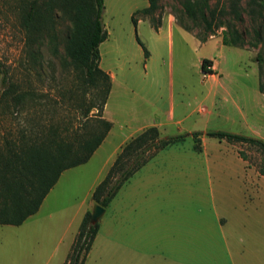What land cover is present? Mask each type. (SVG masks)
I'll list each match as a JSON object with an SVG mask.
<instances>
[{
  "label": "rangeland",
  "instance_id": "1",
  "mask_svg": "<svg viewBox=\"0 0 264 264\" xmlns=\"http://www.w3.org/2000/svg\"><path fill=\"white\" fill-rule=\"evenodd\" d=\"M25 1L0 0V157L11 149L28 147L36 139L40 142L45 138L47 143L57 126L66 140L72 141L99 128L103 114L94 108L89 123L78 125L85 108L99 104L96 91L83 88L78 73L65 64L63 46L55 54L47 38L41 41L36 38L34 44L28 42L22 26ZM104 1L102 21L109 36L99 48L100 67L114 74L113 101H121L123 96L118 92L121 85L143 96L145 101L138 97L137 100L144 102L145 109H150L146 101H151L163 124L159 128L162 136L224 131L264 141V95L259 91L255 61L259 52L264 54L262 0H207L206 16L212 22V32L206 30L199 16L189 17L183 7L184 0H159L156 16L161 29L158 30L141 15L135 16L141 23H133V14L147 7L148 0ZM167 18L174 20L172 38L168 37ZM68 26L69 21L62 18L58 26L62 41ZM232 29L246 43L257 40L259 31L261 44L258 48L225 46L220 51L221 38ZM204 59L220 62L217 76L221 77L220 84L207 79V74L202 72ZM23 93L27 97L21 104L18 98ZM77 98L85 102L81 109L73 103ZM170 106L174 107L177 118H184L181 123H168L166 114ZM127 132L117 129V137L110 140L112 144H106L88 163L64 172L39 211L22 225H0V264H64L85 211L92 203L93 192L109 168L107 157ZM192 145L201 154L205 146L209 161L212 160L209 165L193 162L198 156L193 153ZM200 145L201 150H196L195 140L188 137L178 159L169 155L159 160L185 161L182 165L175 162L164 167L169 180L166 232L170 239L158 245L154 233L153 242L147 245L151 257L144 258L138 252L132 259L127 221L117 219L114 230L112 202L100 220L103 230L96 237L85 264H207L209 246L195 247L190 234L196 225L211 220L208 209L203 215L196 212L198 206L210 204L209 181L217 192L220 210L224 198L219 193H231L232 205L237 206L240 200L234 193L264 190V179L257 177L258 169L264 168V154L252 145L231 144L207 136L201 137ZM239 151L245 153L246 162L238 157ZM172 177L178 178L177 187L173 186ZM197 188L208 194L201 202L195 194ZM176 189L178 195L174 194ZM88 211L92 213L93 208ZM182 238L186 241L184 245ZM141 248L137 246L138 250ZM251 249L254 251L255 247ZM216 251L224 255L220 243ZM246 256L252 257L251 251Z\"/></svg>",
  "mask_w": 264,
  "mask_h": 264
},
{
  "label": "trees",
  "instance_id": "2",
  "mask_svg": "<svg viewBox=\"0 0 264 264\" xmlns=\"http://www.w3.org/2000/svg\"><path fill=\"white\" fill-rule=\"evenodd\" d=\"M104 2V0H27L22 14V26L28 35V42L34 44L36 38L39 41L47 38L53 44L55 54H59V47L63 46L65 64L72 66L78 73L83 88L96 91L99 104L92 103L85 108L78 118L80 126L88 124L92 119L90 116L92 109L97 108L98 113H103L112 89L111 76L100 67L99 48L109 36L102 21ZM148 2V7L133 14V23L137 25L139 19L135 16L141 15L158 30L161 27V21L156 16L160 9L159 0ZM262 2L264 5V0ZM183 7L190 18L195 19L199 16L206 30L212 32V22L206 16L209 9L207 0L197 2L184 0ZM62 18L69 21L64 41L58 34ZM185 29L189 31V28ZM256 37L257 40L246 43L240 33L232 29L230 33L223 35L222 43L237 48H245L246 45L249 48H258L262 41L259 31ZM138 42L143 47L139 39ZM148 54V51H145V55ZM255 61L259 70V91L264 95V54L259 52ZM212 64L211 60L204 59L201 64L202 72L213 74ZM26 97L27 94L23 93L18 102L21 101L22 104ZM73 103L79 109L85 104L80 98L74 99ZM98 124L99 128L96 127L93 132L78 135L72 141L66 140L57 126L52 130L54 136L51 139L47 138V143L45 138L40 142L36 139L30 146H22L17 151L11 149L8 154L0 157V225H22L39 211L64 171L86 164L91 159L112 129V123L103 118L99 119ZM202 136L231 144L252 145L264 154V141L261 139L224 131L205 133L196 131L162 136L160 130L152 126L123 147L105 178L95 188L92 200L95 204L107 208L124 184L160 151L183 142L188 137L195 140V149L200 151ZM238 155L247 161L243 151H239ZM258 173L264 176V168L260 167ZM99 229V222L92 224L91 212H87L64 264H85Z\"/></svg>",
  "mask_w": 264,
  "mask_h": 264
},
{
  "label": "crops",
  "instance_id": "3",
  "mask_svg": "<svg viewBox=\"0 0 264 264\" xmlns=\"http://www.w3.org/2000/svg\"><path fill=\"white\" fill-rule=\"evenodd\" d=\"M148 6L149 2L147 7ZM141 21L142 20L138 21V25L141 23ZM167 24L168 37L172 38L174 20H170V18H167ZM212 38H209V40ZM225 46L226 45H223L221 38L219 45L220 51H223V48ZM211 61L213 63L211 68L213 74H207V79L211 78L217 84H220L221 77H217L220 62L216 60ZM106 72L112 78V89L108 101L104 107L102 118L112 123V129L110 130L100 147L93 154L91 159L95 155H97L99 150L103 149L106 144H112V141L110 140L117 137V129L128 131L127 134L122 138L120 144L115 146L112 154L107 157L106 163L109 167L106 172L107 175L109 169L111 168L117 156L120 154L127 142L139 135L145 129L152 126H156L159 129L163 124L161 122L158 111L155 108V105L151 101H146L150 104V109H145L144 105H142V103L144 102L139 103L137 97L144 101L145 98L138 95V93L134 90L128 89L124 85H121L118 91L120 95L123 96L121 97L118 95L122 98L121 101H113L112 98H114L113 95L115 91L114 74L110 71ZM151 109H155L156 111H152ZM149 110L150 114H147ZM239 112L243 116V111L241 110ZM166 116L168 123L175 122L178 124L181 123L184 119L181 118V116H178V118L176 117L173 106H170ZM183 142L173 144L160 151L154 158H152L147 164H145L124 184V186L112 200L114 204V230L115 221H117V219H119L120 222L127 221L129 229V249L132 259L136 258L138 252L140 256L144 258L151 257L147 249V245L153 242L154 233H156V242L158 245H163L165 241L170 239L169 234L166 232V230L168 229L167 224L169 223L167 214V201L169 200V180H167V168L164 167L167 166L168 163L175 162L176 164L181 163L182 165L185 161L159 160L162 158H168L169 155L174 159H178L181 156L180 150L183 146ZM191 148L193 153L197 154L198 156V159H196V161H193L196 165H199V163L202 164L203 162L206 165H209L212 160L210 159L209 161V156L206 152L207 150L205 146L204 152L202 154L196 152L193 145ZM174 149H176L178 152L172 151ZM241 160L242 162H246L243 159ZM257 177L264 179V176L260 174ZM172 178L173 186L177 187V184L179 183L178 178ZM197 179L200 178L197 177ZM211 184L212 181L210 180V190L208 191V197L211 206L210 204L208 205V207L202 205L198 206L196 209L198 215L207 213L206 209H208V214L211 216V220H209L207 223H203L202 226L201 223L195 226V230L190 234L192 239L191 244H193L195 247L207 245L209 246V256L207 264H264V190L250 191L248 189H245L243 191L241 190L239 193H234L236 194L238 200H240V203H238L237 206L232 205L233 197L231 193L230 195H226V193H219L220 198H224V208L221 207L222 210H220L217 206V192H214ZM174 194H179L177 192V189L174 190ZM195 194L199 196V202L204 199V196L208 195L206 190L201 188L196 190ZM94 203L95 202L92 200V203L85 211V214L87 212H90L88 211L90 210V207L93 208V206L96 205ZM108 207L105 209L107 210ZM121 218H123L124 220ZM153 229L156 230L152 232ZM102 230L103 227L102 225H100L99 232ZM196 230L198 231L196 232ZM204 241L205 243L201 245V243H203ZM184 243H186L185 239H183L182 244L184 245ZM219 243L224 250V255H222L221 253L218 254L216 251V246ZM137 246L142 248L138 250ZM252 247H255L254 251L251 249ZM248 251H251L252 257L246 256ZM193 257L195 258V256Z\"/></svg>",
  "mask_w": 264,
  "mask_h": 264
},
{
  "label": "water",
  "instance_id": "4",
  "mask_svg": "<svg viewBox=\"0 0 264 264\" xmlns=\"http://www.w3.org/2000/svg\"><path fill=\"white\" fill-rule=\"evenodd\" d=\"M106 209L101 207L100 205H95L93 207V211L91 213V222L92 224H96L100 221V219L103 217L105 214Z\"/></svg>",
  "mask_w": 264,
  "mask_h": 264
}]
</instances>
